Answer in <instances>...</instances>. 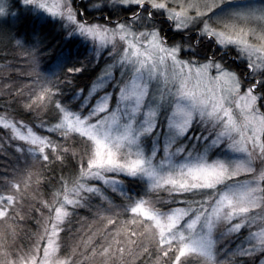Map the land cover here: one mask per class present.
<instances>
[{"label":"snow or ice","instance_id":"6c2138e0","mask_svg":"<svg viewBox=\"0 0 264 264\" xmlns=\"http://www.w3.org/2000/svg\"><path fill=\"white\" fill-rule=\"evenodd\" d=\"M0 46V264H264V0H0Z\"/></svg>","mask_w":264,"mask_h":264},{"label":"trees","instance_id":"16d2710c","mask_svg":"<svg viewBox=\"0 0 264 264\" xmlns=\"http://www.w3.org/2000/svg\"><path fill=\"white\" fill-rule=\"evenodd\" d=\"M80 3V2H79ZM22 19L20 20V22L15 26L13 25L14 31H18L21 36L25 35V34H30L31 31L33 30L34 27H39L40 26V22H38L36 19H32V16H27V15H22L21 16ZM45 30L47 31L48 29L45 28ZM54 35V34H53ZM58 39V38H57ZM56 40L53 41V43H55ZM81 51H83V49H81ZM89 53L84 52L83 55L80 57L81 60H84L86 56H88ZM0 62L7 64H11L13 65V67L11 69L6 68L8 71V75L11 76L12 80H16L17 78V72H16V68L18 67V64L22 63V60L19 58V55L17 52H14L12 48H4L2 46H0ZM87 63V61H86ZM95 64V59L93 58L91 60V63L89 64V70L86 71L83 75H81L79 77V82L81 83V85L84 84H88L100 71L102 65H103V60L100 63V66L95 68V71H92L91 65ZM26 72V71H24ZM0 76H3L0 73ZM3 78V77H2ZM22 83H26V80L23 81H19ZM45 189L41 188L40 192H44ZM81 216H85L87 215L84 212L80 213ZM92 219L91 217L88 218V223H91ZM194 264H195V258H194Z\"/></svg>","mask_w":264,"mask_h":264},{"label":"rangeland","instance_id":"374dc122","mask_svg":"<svg viewBox=\"0 0 264 264\" xmlns=\"http://www.w3.org/2000/svg\"><path fill=\"white\" fill-rule=\"evenodd\" d=\"M50 2H51V0H50ZM79 2H80V0H77V4H79ZM12 11L15 12L16 9L15 8H12ZM45 15H47V14H45ZM96 15H99V13H96ZM7 19H8V23L10 25H12V26L15 25L16 26L20 22V20L22 19V17L20 16L19 19H15V20L12 19L11 17H8ZM32 19H35V18L32 17ZM15 26L13 27V30H14ZM22 63H23V61H22ZM5 65H6L5 63L2 64V62H0V73L3 75V76H0V86H2L5 83H10L11 82V80L4 79L5 76H8V72H10V71H8L6 69ZM103 67H104V62H103V65H102L101 69ZM101 69H100L99 73L101 72ZM18 71H20V72L27 71V68L25 67L24 63L23 64H21V63L18 64V67L16 68V72H18ZM39 198H42V197H38V199ZM22 227L23 228H26V229L35 230V222L32 221L30 223H26V224L22 225ZM261 259H264V257H262ZM257 264H259V262H257Z\"/></svg>","mask_w":264,"mask_h":264}]
</instances>
